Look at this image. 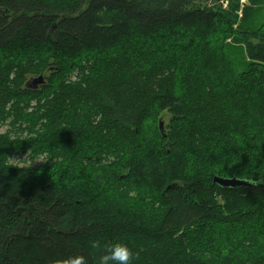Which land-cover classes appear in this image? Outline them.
<instances>
[{"label": "trees", "instance_id": "trees-1", "mask_svg": "<svg viewBox=\"0 0 264 264\" xmlns=\"http://www.w3.org/2000/svg\"><path fill=\"white\" fill-rule=\"evenodd\" d=\"M196 1L200 0H0V124L10 121L11 132L19 138L27 131L38 135L53 147L55 157L67 162L78 161L93 136L131 145L132 152L119 171L105 178L106 185L113 190L123 183H148L164 209L150 220L139 210L129 211L106 186L102 194H82L66 172L59 177L44 175L41 181L35 175L17 184L0 179V264H62L77 255L94 264L103 248L117 240L136 253L133 264H264V245L252 251L242 244L247 234L260 241L264 237V217L253 210L264 213L260 206L264 204V128L251 132L242 119L255 98L264 100V77L255 88L242 82L219 87L209 83L201 94L202 105L192 114L175 91L174 66H146L141 58L133 60L123 52V44L133 35H168L177 30H185L203 52L213 44L222 51L217 27L224 25L230 34L234 20L227 17L234 14L198 7ZM240 37L248 56L264 63V27ZM36 46L53 53L26 54V49ZM86 48L99 50L107 74L91 76L90 65L79 64L75 80L60 78L55 85L53 76L62 70L52 67L57 71L46 85L39 90L26 88L28 77L44 76L51 61L60 65L59 56L77 59ZM12 50L22 54L14 57ZM79 111L84 115L74 121ZM165 111L174 117L166 138L162 137L167 155L180 159L186 148L184 136L199 125L218 140L230 159L246 149L242 138L249 135L260 144L255 158L261 166H223L209 157L206 161L213 168L207 172L198 165L207 167L206 161L188 165L178 161L173 171L182 184L165 186L158 168L150 170L142 155L145 128ZM262 117L263 113L256 119ZM8 135L0 137V153L6 160L14 153L12 142L20 141ZM4 166L0 160V177L8 171ZM215 176L258 185L224 189L214 184ZM238 228L246 234L218 237ZM209 241L219 243L224 261L196 257L197 247Z\"/></svg>", "mask_w": 264, "mask_h": 264}, {"label": "rangeland", "instance_id": "rangeland-1", "mask_svg": "<svg viewBox=\"0 0 264 264\" xmlns=\"http://www.w3.org/2000/svg\"><path fill=\"white\" fill-rule=\"evenodd\" d=\"M195 4L198 7H214L221 12L234 14L232 17H227L229 22L234 20L232 24L234 28L231 29L230 34L227 33L228 30L224 25L219 24V27H217L223 53L222 51H216L215 44L210 46L208 52L205 49L204 52L201 51L202 47L200 48L197 43L195 44L189 40V37L185 35V30L170 32L167 33L168 35H161V33L142 34V36L133 35L131 39L123 44V52L126 55H130L133 60L141 58L146 66H155L162 63L174 66L178 73L175 91L184 100L187 110L192 114L202 105L201 94L209 83L213 82L215 87H219L242 82L255 88L261 86L257 82L264 77V69L261 67L264 63L253 61L248 56L246 42L240 37V33H255L264 27V0H223L218 3L212 0H200L196 1ZM98 51L96 48H86L77 59L72 60L59 56L60 65L53 63V61L48 64V71L44 73L45 80L51 76L52 72L57 71L56 68L52 67H61L62 70L61 73L59 72L55 77L53 76V84L57 85L56 83L61 81L60 78L75 80L79 64L90 65L91 76L100 77L107 74V65L100 60L101 56L99 57L97 54ZM30 52L44 56L52 50H49L46 46H36L26 49V54ZM12 53H14V57L22 54L21 51L15 50H12ZM49 68L51 71H49ZM38 77L39 75L35 78ZM30 80L31 77L29 76L28 81ZM30 85L31 87H37L34 83ZM261 88L264 95V85ZM35 103L36 100H33L32 104ZM247 109L243 113L242 119L249 124L250 131L263 130L264 117L259 120L256 118L260 114H264V100L255 98ZM83 115L84 113L79 111L78 117L74 121H80ZM173 119L174 117L168 111H165L150 120L144 133L142 155L145 163L150 170L154 167L158 168L165 186L171 187L182 184L175 177L176 173L173 171L178 161L179 163L185 162V165H188L190 162L194 163L195 161L205 162L207 158L211 157L223 166H231L236 163L247 169L261 166L260 163L262 162L255 158L256 148L260 144L252 137H248L249 135L242 138L247 144L246 149L230 159L218 140L207 135L199 125H197L198 130L190 131L184 136L186 148L180 159L167 155L168 147H165L166 144L162 139L160 121L164 122L165 133L167 134ZM191 119H194L193 116ZM9 126L10 121L0 124V137L9 136L8 134H10L11 140L20 141L12 142L14 153L7 157V160L4 154L0 153V160L5 164L4 168H8L5 173L1 172L0 179L15 184L21 179H29L30 181L35 175L37 177L41 176L39 178L41 181L45 178L44 175L59 177L66 172L70 182L77 189H81L82 194L99 195L103 192L102 187L110 188V185H106L105 178L121 169L122 160L133 149L127 143H116L108 137L93 136L82 147L80 159L75 162H67L55 157L53 147L44 143L42 139L38 138V135L27 131L22 138H19L11 132ZM206 163L207 167L201 164L198 165L209 172L213 166L208 161ZM225 169L231 168L225 167ZM110 192L119 196L123 205L129 211L139 210L150 220L155 219L163 209L162 204L156 198L158 194L154 192L153 187L148 183L143 186H137L131 182L123 183L116 185ZM218 201L221 205L224 204L222 198L219 197ZM260 206L264 208V204ZM253 210H256L255 213L258 216L264 217V213H261L259 209L253 208ZM240 230V228L233 231L227 230L218 234V237L225 240L226 238L236 237L238 234H246L239 233ZM243 239L242 244L250 247L252 251L264 245V237L260 241L255 234H247ZM197 250L199 251H196V257L208 261L216 259L219 263L225 259L224 251L216 241H209L204 247L198 246Z\"/></svg>", "mask_w": 264, "mask_h": 264}, {"label": "clouds", "instance_id": "clouds-1", "mask_svg": "<svg viewBox=\"0 0 264 264\" xmlns=\"http://www.w3.org/2000/svg\"><path fill=\"white\" fill-rule=\"evenodd\" d=\"M86 257L82 255L69 256L62 264H86ZM136 253L122 240L112 242L103 248L94 264H133Z\"/></svg>", "mask_w": 264, "mask_h": 264}, {"label": "water", "instance_id": "water-1", "mask_svg": "<svg viewBox=\"0 0 264 264\" xmlns=\"http://www.w3.org/2000/svg\"><path fill=\"white\" fill-rule=\"evenodd\" d=\"M33 78L35 77H31V80L26 83V88L37 90L39 86H44L47 83L43 75H40L38 78L35 79ZM31 83L36 84L37 87H31L30 85ZM160 131L162 133L163 138H166L167 134L165 133L164 122L162 120L160 121ZM213 182L215 185H218L224 189H238L244 187H254L258 185L257 183H254L252 181L242 180L236 177L227 178V177L215 176Z\"/></svg>", "mask_w": 264, "mask_h": 264}, {"label": "bare ground", "instance_id": "bare-ground-1", "mask_svg": "<svg viewBox=\"0 0 264 264\" xmlns=\"http://www.w3.org/2000/svg\"><path fill=\"white\" fill-rule=\"evenodd\" d=\"M163 119V118H162ZM166 125V124H165ZM165 127V126H164Z\"/></svg>", "mask_w": 264, "mask_h": 264}]
</instances>
